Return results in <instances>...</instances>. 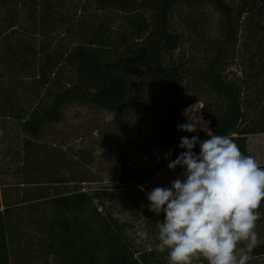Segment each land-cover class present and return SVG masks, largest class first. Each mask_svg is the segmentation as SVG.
I'll list each match as a JSON object with an SVG mask.
<instances>
[{
  "label": "rangeland",
  "instance_id": "374dc122",
  "mask_svg": "<svg viewBox=\"0 0 264 264\" xmlns=\"http://www.w3.org/2000/svg\"><path fill=\"white\" fill-rule=\"evenodd\" d=\"M97 5V0H35V6L29 10L20 2L0 8V97L8 96L5 90L11 85L13 97L18 99L17 105L26 112H30L40 99L48 100L43 96L45 88L39 97H32V89L28 88L32 86L31 76L37 75V68L42 63L38 51L41 44L50 55L65 58L72 47L88 39L99 26L104 35L117 41L118 34L128 26L127 15L114 9L99 10ZM7 16L14 25L11 29L5 25ZM222 22L214 6L206 2L189 7L177 6L170 16V25L176 33H184V42L173 57H183L186 67L203 65L209 55L208 45L220 34ZM188 30L192 33L188 34ZM7 45L8 51L5 50ZM24 46L29 49L23 50ZM30 49L37 50L34 56ZM17 54L27 59L28 67L15 60ZM225 67L228 80L242 81L246 87L244 106L249 119L263 127L264 8L246 12L238 20L237 43L226 59ZM57 71L61 85L67 86L75 81L65 59ZM9 76H22L23 79L20 84H15L8 81ZM25 85L28 87H23ZM137 89L140 102L133 110L137 115L130 120L129 129L139 146L129 152L134 180L126 187L118 182V157L123 141L114 131L113 116L109 112L80 103L65 106L61 122L45 127L40 138L33 143L35 158L29 160L25 157V137L18 130V124L11 118H0V204L4 201L20 204L11 219L10 264H53L46 253L45 235L35 225L26 222L29 217L38 218L40 212L29 214L27 207L41 201L42 196L76 189L89 194L96 191L113 194L105 200L103 208L99 207L97 200L95 206L126 223L127 236L136 255L153 252L160 261L169 264L167 253L154 250L158 243L157 227L141 218L139 210L147 204L143 198H147V193L157 186L169 187L173 180L181 178L183 169L178 166L169 170V156L164 149L148 145L156 130L160 108L158 102L154 103V89L148 86ZM193 89L194 84L190 82L182 95L183 101L202 95L201 87L200 91L199 88ZM204 119L209 122V127L210 121ZM247 153L255 157L259 165H264V133L247 136ZM145 175H150L146 183L136 182ZM53 179L60 183L52 185ZM54 186L56 189H52ZM261 213L256 228L260 243L264 242V204ZM195 264L205 262L201 260ZM250 264H264V255L253 257Z\"/></svg>",
  "mask_w": 264,
  "mask_h": 264
},
{
  "label": "trees",
  "instance_id": "16d2710c",
  "mask_svg": "<svg viewBox=\"0 0 264 264\" xmlns=\"http://www.w3.org/2000/svg\"><path fill=\"white\" fill-rule=\"evenodd\" d=\"M13 2L22 3L28 10L35 6V0H0V8ZM97 2L99 10L114 9L127 15L125 21L128 26L118 34L117 41L104 35L99 26L88 39L72 47L65 58L50 55L41 44L38 51L41 52L42 63L37 68V75L31 76V87H23L32 89V97H39L40 91L45 88L43 96L48 97V100L44 102V99H40L30 112H26V109L17 105L18 99L13 97L11 85L5 90L8 96L0 97V118H11L18 124V130L25 137L23 148L26 150V159L35 158L33 143L40 138L45 127L61 122L65 106L74 103L94 106L112 114L114 131L123 141L118 157V182L126 187L134 180L128 161L129 152L139 146L129 126L130 120L137 115L133 110L140 102L137 89L140 86L155 90L154 103L158 102L160 108L156 130L148 140V145L154 149H164L169 162L185 151L179 147L181 137L191 138L196 135L200 141L207 139V135L201 131H178L177 126L186 120L182 115L183 110L197 100L202 103V115L210 121L209 129L219 135L231 134L241 152L248 155L247 136L264 133V126L258 127L249 119L244 106L246 87L242 85V81L240 83L227 79L224 74L225 62L237 43L238 20L246 12L264 8V0ZM203 2L214 6L221 15L222 28L218 37L208 45L209 55L203 65L186 67L183 57H173L184 42V33H176L172 29L170 16L179 5L189 7ZM29 16H32L31 13ZM11 20L7 16L5 25L9 29L14 27ZM187 32L192 33L191 30ZM28 49L29 47H23V50ZM5 50H9L8 45ZM30 50L33 56L37 52ZM16 59L20 61V65L29 66L22 54H17ZM64 59L75 78L67 86L60 84L57 71ZM10 77L8 81L15 84H20V79H23L22 76ZM190 82L194 84L193 90H203L202 95L200 93L190 101H183L182 95ZM139 118L140 116L137 117ZM193 151L198 155L199 146ZM149 178L150 175H145L136 182L146 183ZM51 183L57 185L60 181L53 179ZM55 187L52 189H56ZM109 196L114 195L107 191L89 194L76 189L45 195L41 197V201L28 204L29 214L40 213L38 218L29 217L26 222L35 225L45 235L46 253L53 264H164L153 252L136 255L127 236L126 223L120 222L111 214L103 213L95 206L94 201L97 200L99 207L103 208ZM143 198L147 204L140 207L139 214L149 225L157 227L158 222L164 218L163 213L156 216L149 210L147 198ZM263 204L264 202L260 211L263 210ZM19 207V202L4 201L0 204V264H10L11 219ZM40 208L42 211H39ZM251 255L263 256L264 242Z\"/></svg>",
  "mask_w": 264,
  "mask_h": 264
},
{
  "label": "clouds",
  "instance_id": "9594fccd",
  "mask_svg": "<svg viewBox=\"0 0 264 264\" xmlns=\"http://www.w3.org/2000/svg\"><path fill=\"white\" fill-rule=\"evenodd\" d=\"M202 112L197 100L183 110L186 122L177 126L207 135L203 141L196 135L181 137L179 147L185 151L168 163L169 170L183 169L181 178L147 193L149 210L164 216L154 250L167 253L169 264H250L260 243L256 228L262 218L264 167L243 154L231 134L211 131Z\"/></svg>",
  "mask_w": 264,
  "mask_h": 264
}]
</instances>
